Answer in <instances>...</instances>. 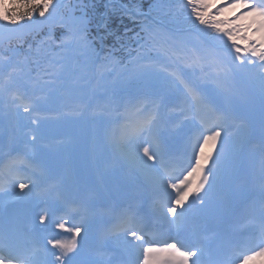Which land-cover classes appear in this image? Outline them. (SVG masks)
<instances>
[{"label": "snow or ice", "instance_id": "snow-or-ice-1", "mask_svg": "<svg viewBox=\"0 0 264 264\" xmlns=\"http://www.w3.org/2000/svg\"><path fill=\"white\" fill-rule=\"evenodd\" d=\"M117 15L143 21L127 63L115 56ZM113 108L135 118L108 170L123 178L118 190L143 195L108 209V247L96 249L88 218L99 193L69 162L87 152L90 118ZM237 119L239 142L225 127ZM0 125L23 132L0 165V191L10 184L17 202L0 221V264H230L242 243L258 249L242 264L264 256V191L245 216L251 224L241 231L233 219L238 182L255 169L247 145L257 136L264 144V0L0 4ZM178 156L188 160L179 172ZM259 167L264 177V153ZM21 171L30 174L15 179ZM37 190L44 228L29 232L20 225L39 207ZM156 220L176 226V237L150 240ZM49 224L70 241L41 244L34 233Z\"/></svg>", "mask_w": 264, "mask_h": 264}, {"label": "trees", "instance_id": "trees-1", "mask_svg": "<svg viewBox=\"0 0 264 264\" xmlns=\"http://www.w3.org/2000/svg\"><path fill=\"white\" fill-rule=\"evenodd\" d=\"M114 1L115 0H108V2H111V3ZM117 1L121 2V0H117ZM126 2L132 3V0H126ZM144 3H145V0L143 2V5H144ZM0 4H7V5L11 6L12 0H7V1L0 0ZM99 10L100 11L104 10L102 3L99 5ZM109 26L111 29L115 30V32L117 33L118 36H120L122 38L120 44L117 45V50L115 52L116 56H120V51L123 49V48L120 49L122 44H133L134 43V41L131 38L134 37V35L136 33H138L139 26L132 19H129L126 16L124 17V16H120V15L113 16L109 22ZM107 43L108 44L113 43V38L109 37Z\"/></svg>", "mask_w": 264, "mask_h": 264}, {"label": "bare ground", "instance_id": "bare-ground-1", "mask_svg": "<svg viewBox=\"0 0 264 264\" xmlns=\"http://www.w3.org/2000/svg\"><path fill=\"white\" fill-rule=\"evenodd\" d=\"M246 135V132L243 134V136H245ZM233 141H235V142H237V140L236 139H233ZM91 147H93V145H91ZM208 148V147H207ZM206 148V149H207ZM93 150H95V152H97V155H98V159H102L103 158V151H101V150H97L96 151V149L95 148H93ZM115 152L117 153L118 151L117 150H115ZM100 171L101 172H105L109 177H111L110 175H109V173H110V171L109 170H101V168H100ZM94 173L95 174H98V171H94ZM249 174L250 175H255V176H258V172H257V170H256V168L254 169V171H251V172H249ZM118 179H120V181H113V180H116V179H114V178H112L111 180L110 179H108V181L109 182H111V184H112V187H113V191H108V190H105V191H103V193H101V195H97L96 197H95V202H101L102 200H104L107 196H109L110 194H112V193H116V195L118 196V198L120 199V200H126V197L125 196H123L121 193H119L118 191V189H119V187H120V185L121 184H123V182H124V180H123V178L122 177H119ZM251 178H249L248 179V181H249V184H252L251 183ZM110 184V185H111ZM133 187V190L140 196V197H142V192L139 190V189H137L136 187H134V186H132ZM240 190H242V189H240ZM244 196H245V194H244ZM136 198H138V196L136 195ZM240 199V198H239ZM238 199V200H239ZM142 200V205L145 207V208H149V205H148V203L146 202V200H143V199H141ZM236 210V209H235Z\"/></svg>", "mask_w": 264, "mask_h": 264}, {"label": "rangeland", "instance_id": "rangeland-1", "mask_svg": "<svg viewBox=\"0 0 264 264\" xmlns=\"http://www.w3.org/2000/svg\"><path fill=\"white\" fill-rule=\"evenodd\" d=\"M92 125V124H91ZM105 125V124H104ZM92 135H97L96 133H91L89 134V136H92ZM115 146L119 147L120 145L118 144V142L115 143ZM114 148V147H113ZM77 159H79V162H78V165H76V161ZM70 165L72 167H74V169L80 173L81 176H83L84 179H86V175H85V172H84V165H83V161H82V158L80 157H74L72 160H70ZM114 176H116V174H114ZM264 260V259H263ZM249 264H259L257 262L256 259H252L249 261ZM260 264H264V261H262Z\"/></svg>", "mask_w": 264, "mask_h": 264}]
</instances>
